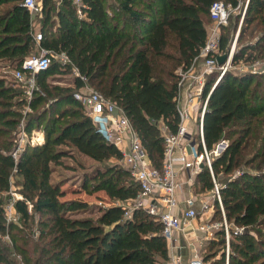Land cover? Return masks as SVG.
Here are the masks:
<instances>
[{"label": "trees", "instance_id": "trees-1", "mask_svg": "<svg viewBox=\"0 0 264 264\" xmlns=\"http://www.w3.org/2000/svg\"><path fill=\"white\" fill-rule=\"evenodd\" d=\"M214 1L82 0L84 16H79L74 0H61L59 5L42 0L43 35L37 42L33 15L23 0H0V64L21 68L38 45L50 50L52 58L48 68L35 74L40 91L31 100L25 96L24 82L0 76V264H164L169 249L161 220L142 208L130 216L129 204L140 184L126 166L115 162L122 159L121 150L102 136L74 93L90 85L116 102L152 164L161 168L165 137L159 123L171 132L178 129L180 70L191 65L206 43ZM223 1L233 7L241 4ZM258 28L262 32L256 35ZM222 29L220 48L227 52L233 31L224 25ZM239 41L235 63L264 57V0L249 1ZM60 52H66L70 62L63 64L55 56ZM62 72L73 73L74 81L52 84L49 78ZM215 78L212 74L206 84L210 95L204 136L209 149L228 140L213 158V171L220 180L227 177L220 182L226 217L243 230L231 228L228 260L223 228L203 257L209 261L221 254L217 260L222 264H264V73L230 70L214 87ZM42 102L45 108L27 114L24 124L28 130L42 126L45 137L16 158L14 139L22 124L18 107L36 108ZM78 154L95 164L82 170L76 189L103 190L104 204L65 197L63 178L53 177L57 165L76 169ZM66 158L76 166L68 165ZM10 170L23 177V198L15 206L28 225L37 215L36 237L24 232L27 226L7 220L4 192L12 188ZM197 180L203 189L214 188L206 164ZM216 203L214 218L222 219ZM14 252L22 259L14 258Z\"/></svg>", "mask_w": 264, "mask_h": 264}, {"label": "built area", "instance_id": "built-area-1", "mask_svg": "<svg viewBox=\"0 0 264 264\" xmlns=\"http://www.w3.org/2000/svg\"><path fill=\"white\" fill-rule=\"evenodd\" d=\"M74 1L78 4L79 16H83L82 0ZM23 4L31 13H36L41 9L40 0H23ZM240 6L241 4L237 7ZM237 7H233L223 0H216L210 6L212 22L207 27L206 43L191 65L185 70H180L179 96L177 99L180 116L179 126L176 132L169 131L164 134L165 157L161 168L152 164L130 119L116 102L107 98L100 91L91 89L88 85L84 87V90L74 93L75 97L85 105L87 113L102 136L121 150L123 155L121 160L130 170L132 177L140 184V190L134 202L129 204L130 216L136 208H142L155 215L161 220L163 233L169 241L175 240V234L178 230L192 225L193 220L200 213L193 196L186 198L187 207L180 214L172 210V207L177 205V194L179 188L182 187V183L178 179V166L189 170L191 176L201 170L202 164L208 166L214 180L213 196L221 207L223 220L206 222L201 228L207 231L221 228L225 230L227 260L232 253L230 249L231 230L226 220L220 183L216 181L214 176L213 158L225 149L228 140L221 139L211 149L206 145L204 114L210 93L204 96V91L207 84L206 79L212 74H216L213 84L215 85L230 70L264 73V57L250 62L235 63L233 61L236 52L235 44L227 52L220 48L221 28L229 20L231 9ZM244 15L241 20H243ZM42 35V32H36V40H40ZM40 49L39 54H32L24 58L22 67L14 71L15 76L20 81L31 82L36 73L51 65V51L43 47ZM224 53H228V57L223 63H220L218 57ZM59 58L63 64L70 62L66 52H60ZM181 97L184 99L182 105L180 103ZM196 106L200 109L197 118L193 116V110ZM19 153L15 151L13 154L18 156ZM211 206L210 199L206 198L202 203L201 212L207 211ZM232 228L239 232L243 230L239 226ZM179 261L180 257L175 259L173 264H178ZM191 264H206V260L198 252L191 259Z\"/></svg>", "mask_w": 264, "mask_h": 264}, {"label": "rangeland", "instance_id": "rangeland-1", "mask_svg": "<svg viewBox=\"0 0 264 264\" xmlns=\"http://www.w3.org/2000/svg\"><path fill=\"white\" fill-rule=\"evenodd\" d=\"M241 1V6L237 7V8H232L230 15H229V20L227 21V23L224 25L227 28L231 29L233 31V38H232V43L231 46H233L235 44V51L237 50L238 46L241 44V41H239V35H240V30H241V25H242V20L241 18L243 17L244 14H246L247 12V8H248V4L249 1L247 0H240ZM211 23V21L209 22ZM254 26L256 25H252L251 29L254 28ZM257 28V26H256ZM224 32V30L221 28V33ZM262 30L261 28H258L254 31V33L256 35L261 34ZM256 39V37H254V40ZM41 51L40 48H36L35 49V53L32 54H39ZM31 54V55H32ZM58 57V55H55ZM15 69L10 68L8 65H5L4 63L0 64V76H4L7 80H12V82H14V79L16 78L18 81H20L14 74ZM14 78V79H13ZM75 78V75L73 73H67V72H62V73H56L55 75H53L52 77L49 78L50 82L52 84H57V85H67L70 82H73ZM26 84V95L28 100H31V97H33V94L35 93V91L39 92L40 89L37 86V81L35 79V77L33 78V80H31V82H25ZM32 85H34V87H32ZM89 87L93 90H97L95 87L90 86ZM99 91V90H98ZM45 103L42 102L40 103L36 108L25 104V105H21L19 108V110L22 113V118H21V123H19L18 126V130L16 131V136H15V149H13V153L15 151H17V153H19L20 151H22L23 149H25L29 144H38L41 143L45 137V132L43 130L42 126H36L34 125V127H32L31 130H28L26 128V125L24 124L25 119H27V114H31L33 112L36 111H41L43 110ZM17 155H15L16 157ZM78 159H79V163L78 166L76 167V169H72L70 166L67 165H57L56 171L53 174L54 178H63V182H64V187L67 188V193L65 197L68 198H82V199H87L90 200L91 202H93L94 204H101V202L103 201V198H107L106 197V193L103 190H98V191H94L92 193H88L86 191H79L77 190V185L80 183V176L82 173V170L85 168H88L89 166L91 167V165L95 164V161L93 159H91L90 157H87L85 155L82 154H78ZM115 162L121 163L125 166V164L123 163L122 160H118L117 158L114 159ZM65 162H67L68 165H73L76 166V164L74 163V160L66 158ZM243 169H250V170H254V167H242ZM216 181L218 183L225 181V179L227 177H223L221 178V180L216 176ZM10 182H11V186L12 188L6 192H4V198H5V203H4V207L6 208V217L7 220L9 222L14 223L15 225H17L18 227H24L27 226V229H24V232H33V237H36L35 233L39 231V227H38V217L35 214L34 215V221L31 220L29 221L30 224H26L23 220H22V215L20 212H18L16 206H15V202L17 201V199L19 198H23L22 194H21V190L24 188V184H23V177L18 174L15 170H10ZM80 186V185H78ZM186 192V190H184ZM187 191L189 193H191V191H193L192 193H196L199 195H203V197H205V199L207 198V196H209L208 198L210 199V195H211V189H203L200 186V183L196 182L194 184V186L192 187H188ZM187 192V193H188ZM210 192V193H209ZM180 194H183V192L181 191ZM222 195V194H221ZM223 199V198H222ZM104 204V202H102ZM31 211V209H30ZM219 219V218H216ZM227 220V217H226ZM33 221V222H32ZM229 229L231 230L232 227H234V224L229 222L227 220ZM16 232V231H15ZM35 232V233H34ZM38 234V233H37ZM9 235L6 234L4 237V241H8L9 240ZM6 241V242H7ZM12 246V244H11ZM232 251V250H231ZM221 253V252H220ZM16 252L13 253V257L21 260L22 259V255L21 254H17ZM221 258V254H218L216 257L210 259L209 261H206V264H222V262H219L217 259ZM217 262V263H215Z\"/></svg>", "mask_w": 264, "mask_h": 264}, {"label": "crops", "instance_id": "crops-1", "mask_svg": "<svg viewBox=\"0 0 264 264\" xmlns=\"http://www.w3.org/2000/svg\"><path fill=\"white\" fill-rule=\"evenodd\" d=\"M60 2H61V0H55L56 5H59ZM240 3H241V1H240ZM40 7H41L40 11H38L36 13H32L33 18H34L33 26L35 29V34H36V32H39V31L42 32V25H43V22H42V19H43L42 0H40ZM54 16L56 17V19L58 21L57 11L54 13ZM211 22H212V20H211ZM210 25H211V23L208 22L206 26L209 27ZM40 47L41 46L38 45V48H40ZM57 55L59 57V53ZM206 83L208 86L209 85V78L206 79ZM212 87H211V89H212ZM84 89H85L84 87L81 88V90H84ZM208 93H210V92H208ZM208 93H206V89H205L204 96H206ZM183 102H184V99H183V97H181L180 98L181 105L183 104ZM199 111H200V109L198 108V106H196L193 110V116L195 118L198 117ZM159 127L161 128L163 135L170 131L169 127L162 121L159 123ZM202 165L205 166L204 164H202ZM203 166H202V168H203ZM202 168H201V170H202ZM200 171L191 176V173L189 170H185L183 168H180V166H178V179L182 183V187L179 188V191L177 194V205L173 206L172 210L177 212L178 214H180L187 207L186 198L189 196H193L195 199L196 207L199 208L200 213L193 220L192 225L186 226L182 230H178L176 232L174 241H169L167 239L168 249H169L168 250L169 257L167 260H165L164 264H173L175 259H177L178 257H180V261L178 262V264H191V259L194 257V255L196 253L199 252L200 254H202L204 256V253L206 252L207 248L209 247L210 241L212 239L216 238L218 230H212L211 229L210 231H207V230L202 229L201 226L204 225L206 222L223 220V218L222 219L221 218H219V219L214 218V216L216 214V210H217V206H216L217 201L215 200V197L213 196L212 189H211V195H210V201H211L212 206L207 211H203V212H201V206H202L203 201L205 200V197H203V195L192 193L193 191H191V193H189L187 191L188 187H192V186H194V184L196 182H198L197 176L200 173ZM190 176H191V178H190ZM184 190H186V192ZM181 191L183 192V194H180ZM208 197L209 196H207V199H209ZM133 202H134V200L130 201V205Z\"/></svg>", "mask_w": 264, "mask_h": 264}, {"label": "water", "instance_id": "water-1", "mask_svg": "<svg viewBox=\"0 0 264 264\" xmlns=\"http://www.w3.org/2000/svg\"><path fill=\"white\" fill-rule=\"evenodd\" d=\"M228 57V53H224V54H222V55H220L219 57H218V60H219V62L220 63H223L225 60H226V58ZM217 84V83H216ZM216 84L214 85V87L216 86ZM213 87V88H214ZM203 166V165H202Z\"/></svg>", "mask_w": 264, "mask_h": 264}]
</instances>
